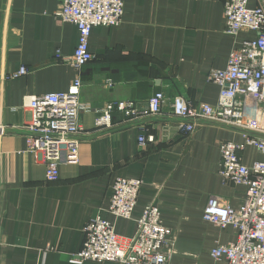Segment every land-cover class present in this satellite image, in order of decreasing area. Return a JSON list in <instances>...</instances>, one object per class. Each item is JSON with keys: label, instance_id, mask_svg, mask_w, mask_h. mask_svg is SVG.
<instances>
[{"label": "crops", "instance_id": "obj_1", "mask_svg": "<svg viewBox=\"0 0 264 264\" xmlns=\"http://www.w3.org/2000/svg\"><path fill=\"white\" fill-rule=\"evenodd\" d=\"M60 7L61 0H0V264H72L92 219L133 238L136 220L152 203L174 232L169 264H214L211 251L237 235L204 221L203 213L212 196L236 209L246 198L245 187L219 174V146L242 143L239 131L205 123L188 136L169 104L160 116L136 121L115 110L111 129H97L90 111L80 117L86 134L79 162L61 165L57 182L48 183L45 162L27 152L22 127L32 115L24 99L67 93L78 76L70 61L79 32L58 17ZM225 29L219 0H126L118 27L92 31L95 60L80 71L81 102L93 110L123 101L143 105L163 92L168 102L182 96L194 105H216L220 89L209 74L226 68L247 34L232 37ZM22 67L29 74L12 78ZM144 134L156 143L141 147ZM240 156L248 166L263 159L253 147ZM117 178L143 181L131 220L109 211Z\"/></svg>", "mask_w": 264, "mask_h": 264}, {"label": "built area", "instance_id": "obj_2", "mask_svg": "<svg viewBox=\"0 0 264 264\" xmlns=\"http://www.w3.org/2000/svg\"><path fill=\"white\" fill-rule=\"evenodd\" d=\"M126 0H61L57 13L63 23L77 27L79 42L71 58L78 76L67 93L26 97L23 108L31 112V120L22 128L27 152L43 160L46 181L57 182L63 164L79 162V145L86 131L80 122L81 114L94 111L97 129H111L112 113L116 110L125 120L136 121L158 117L165 107L180 121V129L192 136L203 124H212L239 131L242 143L222 142L220 176L233 186H243L246 198L240 208L228 201L210 197L204 209V221L220 229L232 227L236 240L218 244L212 251L214 264H264V0H219L224 6L225 33L238 37L252 34L229 55L224 70H212L209 81L219 89L216 105H194L182 96L168 102L163 92L154 94L145 104L123 101L93 110L81 102L83 86L80 71L95 60L89 42L96 27H118L123 20ZM213 1V0H201ZM29 74L26 67L12 78ZM109 86H113L111 81ZM152 135H140L139 144H155ZM253 147L262 160L248 166L240 154ZM143 181L117 178L109 211L116 219L131 220L138 205ZM133 238L116 233L115 225L101 217L92 219L85 227L83 248L72 255V264L116 262L118 264H169L174 253L172 229L163 223L160 208L147 205L136 220Z\"/></svg>", "mask_w": 264, "mask_h": 264}, {"label": "rangeland", "instance_id": "obj_3", "mask_svg": "<svg viewBox=\"0 0 264 264\" xmlns=\"http://www.w3.org/2000/svg\"><path fill=\"white\" fill-rule=\"evenodd\" d=\"M252 37L250 34H244V38Z\"/></svg>", "mask_w": 264, "mask_h": 264}, {"label": "bare ground", "instance_id": "obj_4", "mask_svg": "<svg viewBox=\"0 0 264 264\" xmlns=\"http://www.w3.org/2000/svg\"><path fill=\"white\" fill-rule=\"evenodd\" d=\"M236 46V45H235Z\"/></svg>", "mask_w": 264, "mask_h": 264}]
</instances>
